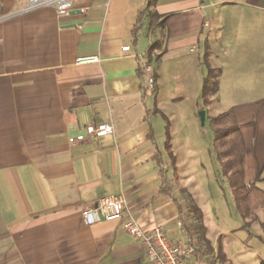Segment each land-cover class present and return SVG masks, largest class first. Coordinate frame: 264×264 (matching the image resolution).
I'll return each mask as SVG.
<instances>
[{
	"label": "crops",
	"instance_id": "1",
	"mask_svg": "<svg viewBox=\"0 0 264 264\" xmlns=\"http://www.w3.org/2000/svg\"><path fill=\"white\" fill-rule=\"evenodd\" d=\"M146 1L74 0L60 17L0 0V264H149L125 219L81 222L82 207L112 195L124 197L144 231L159 226L173 244L188 240L176 205L160 192L155 148L168 159L152 119L161 99L185 100L193 118L204 110L206 120L223 97L244 140L245 180L262 189L264 0H156L151 28ZM126 45L153 66L149 94ZM85 56L99 63H75ZM205 61L220 76L203 107ZM99 123L113 133L87 136ZM171 172L168 181L188 191L178 168L176 178Z\"/></svg>",
	"mask_w": 264,
	"mask_h": 264
},
{
	"label": "rangeland",
	"instance_id": "2",
	"mask_svg": "<svg viewBox=\"0 0 264 264\" xmlns=\"http://www.w3.org/2000/svg\"><path fill=\"white\" fill-rule=\"evenodd\" d=\"M204 66L205 69L209 67V61H205ZM164 100L161 99L160 103L161 114L151 118L155 125L157 144L162 147L167 124L172 154L179 171L178 181L188 189L201 210L205 238L211 242L214 250L212 255L207 254L206 257L211 256L213 260L219 247L230 264H264L262 211L257 210L252 224L243 228L244 223L235 209L230 188L220 174L212 151L209 117L201 125L198 116L200 111H197L196 118L191 115V103ZM224 108V98L219 101L217 98L209 114L221 113ZM200 246L205 247L202 242Z\"/></svg>",
	"mask_w": 264,
	"mask_h": 264
},
{
	"label": "trees",
	"instance_id": "3",
	"mask_svg": "<svg viewBox=\"0 0 264 264\" xmlns=\"http://www.w3.org/2000/svg\"><path fill=\"white\" fill-rule=\"evenodd\" d=\"M155 1H146L145 14L151 20L149 28L158 18L155 13L150 11ZM151 51L152 48L149 50V56ZM219 76V69L206 68L199 95V101L203 107L208 106L211 103V98L217 94ZM159 113L161 114V112ZM161 116L164 118L163 115ZM208 122L213 137L212 151L218 163L220 174L230 188L235 209L244 223L243 228H248L252 224L254 214L259 209L263 214L262 224L264 225V190L245 180L243 164L245 144L234 108L231 107L224 112L209 117ZM168 132V125L166 124L164 152L168 160L164 161L161 152L155 148L154 159L158 165V175L161 181L160 192L170 197L176 205L179 213L178 221L185 229L187 241L193 245L196 257L198 259H210L211 256H206L212 255L214 250L210 241L205 238L201 210L196 206L192 195L185 188H175V185H172L167 179L168 167L172 170L173 179L176 178L177 174L176 159L171 151ZM201 242L205 247L200 246ZM216 254L215 260L210 259L213 264H230L219 247Z\"/></svg>",
	"mask_w": 264,
	"mask_h": 264
},
{
	"label": "built area",
	"instance_id": "4",
	"mask_svg": "<svg viewBox=\"0 0 264 264\" xmlns=\"http://www.w3.org/2000/svg\"><path fill=\"white\" fill-rule=\"evenodd\" d=\"M73 2L74 0H24V7L20 13L48 7L60 17L67 16L73 9ZM87 10V7L79 9L81 14H85ZM121 50L129 53L136 60L141 74V90L145 94L151 93L155 86L154 69L151 63L146 56L136 54L128 45ZM75 63L77 65L96 64L99 63V58L97 56L77 57ZM85 132L89 137H104L113 133V127L106 123H99L96 126H87ZM77 140L70 141L69 145H75ZM125 203L122 195L102 197L94 205L82 207L79 213L81 222L85 226H93L101 222L125 219L123 229L128 235L138 240L149 264H213L209 259H198L193 245L188 241L171 243L162 227L154 226L149 231H144L126 210ZM176 226L178 229L182 228L180 221L176 222ZM213 258L215 260L216 255Z\"/></svg>",
	"mask_w": 264,
	"mask_h": 264
},
{
	"label": "water",
	"instance_id": "5",
	"mask_svg": "<svg viewBox=\"0 0 264 264\" xmlns=\"http://www.w3.org/2000/svg\"><path fill=\"white\" fill-rule=\"evenodd\" d=\"M198 116H199V120H200L201 125H204V122H205V111L201 110L199 112Z\"/></svg>",
	"mask_w": 264,
	"mask_h": 264
}]
</instances>
